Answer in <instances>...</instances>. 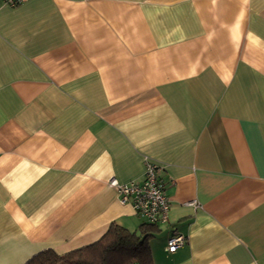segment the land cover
Returning a JSON list of instances; mask_svg holds the SVG:
<instances>
[{"label":"crops","instance_id":"crops-1","mask_svg":"<svg viewBox=\"0 0 264 264\" xmlns=\"http://www.w3.org/2000/svg\"><path fill=\"white\" fill-rule=\"evenodd\" d=\"M147 159L154 264H264V0H0V264L137 230Z\"/></svg>","mask_w":264,"mask_h":264},{"label":"trees","instance_id":"trees-1","mask_svg":"<svg viewBox=\"0 0 264 264\" xmlns=\"http://www.w3.org/2000/svg\"><path fill=\"white\" fill-rule=\"evenodd\" d=\"M158 230L157 224L146 222L135 231L112 222L94 242L61 254L44 249L25 264H154L150 241Z\"/></svg>","mask_w":264,"mask_h":264},{"label":"built area","instance_id":"built-area-1","mask_svg":"<svg viewBox=\"0 0 264 264\" xmlns=\"http://www.w3.org/2000/svg\"><path fill=\"white\" fill-rule=\"evenodd\" d=\"M22 1L24 0H7L11 5ZM161 170V165L147 159L144 177L141 181L128 183H119L115 179L111 181V185L119 195L120 202L131 204L136 214L149 224L163 223L168 219L170 200L160 177ZM185 242L186 238L183 235L173 234L168 239L167 250L175 252Z\"/></svg>","mask_w":264,"mask_h":264}]
</instances>
